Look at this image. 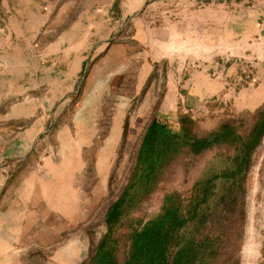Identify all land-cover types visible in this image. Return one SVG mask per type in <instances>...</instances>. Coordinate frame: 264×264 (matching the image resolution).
<instances>
[{
	"label": "rangeland",
	"instance_id": "obj_1",
	"mask_svg": "<svg viewBox=\"0 0 264 264\" xmlns=\"http://www.w3.org/2000/svg\"><path fill=\"white\" fill-rule=\"evenodd\" d=\"M89 8L110 9L107 16V25L112 29L109 42L157 43L161 37L167 40V28L172 25L176 28V33L172 34L175 43H185L184 33L191 31L192 43H199L202 31L207 28V43H223V47L193 48V56L201 54L196 63L184 65L179 56L173 62L167 59L154 65L140 96L111 93L86 97L81 96V88H77L71 96L65 97L62 112L49 114L45 128L42 81L32 80L30 118L27 111L24 113V104L19 102L21 97H17V84L12 85L15 94L6 107L3 104L0 109L8 110L13 118L8 120V128L2 126L4 121L0 119V139L26 134L31 136L32 149L14 159L0 158V207H7L14 198L17 206L23 205L25 185L43 168V136L107 137L116 122L123 124L120 143L114 146L112 153L105 196L91 220L79 225H63L60 231L63 239L43 245L42 250L33 247L23 251L26 253L16 257V264H48L57 248L69 244L79 248L81 253L74 264H104L99 244L109 230L107 220L113 225L107 246L112 249L117 264H126L133 252L134 231L147 223L154 226L165 209L171 207L183 215L169 235L166 253L171 259L177 253L186 255L194 243L197 259L192 264H264V133L257 145L249 148L250 164L239 203L231 206L226 214L212 203L214 195L210 202H200L205 181L211 180L209 187L214 194L226 188L228 183L217 176L238 171L231 162L238 155L239 143L250 141V134L257 133L253 131L255 126L264 125V43H255L253 38L257 27L264 26V0H110L107 4L105 0H0V43L54 40L59 31L79 20L82 10L88 15ZM189 20L191 31L184 30ZM200 21L203 26L207 25L202 31ZM214 21H222L223 42L215 41ZM86 25L87 22L80 29H85ZM232 32L239 33V41L227 38ZM178 48L182 57L183 49ZM139 58L138 66L143 63ZM31 59L33 73H40L43 49L33 47ZM194 69L203 72L208 80H197L192 74V92H189L182 88L183 76L187 77ZM171 71L175 73L179 94L171 96L169 101L176 102L177 110L155 114L159 123L147 132L152 120L142 119L135 111L139 107L156 108L167 102L169 95L165 87H168ZM216 77L222 82L223 91L200 94L197 87L203 85L206 91V86L214 83ZM113 82L117 86L127 85L122 78ZM148 88L150 97L146 95ZM182 118L187 119L184 130L180 128ZM30 123L32 127H27ZM226 124L229 125L222 134L230 133V138L235 140L232 145L216 143L197 155L187 147L181 149L176 145L173 148L176 143L190 138L213 140L211 132ZM20 147L16 145V150ZM161 148L170 160L161 173H155L153 168ZM4 150L5 145L1 143L0 151ZM115 204L123 211L111 216ZM207 205L210 206L205 211ZM0 216L5 219L0 224V236L7 235V215ZM20 226L16 224L17 228ZM69 253L70 250L66 254L68 258Z\"/></svg>",
	"mask_w": 264,
	"mask_h": 264
},
{
	"label": "crops",
	"instance_id": "obj_2",
	"mask_svg": "<svg viewBox=\"0 0 264 264\" xmlns=\"http://www.w3.org/2000/svg\"><path fill=\"white\" fill-rule=\"evenodd\" d=\"M109 1L105 0V3ZM87 11L88 15L82 10L83 14L79 20L73 21L69 28L59 31L54 40L44 43H0V106L4 104L6 107L9 99L15 94L13 87L17 84L19 91L17 97H21L19 102L24 104V113L27 111V117L30 118L32 80L38 79L43 84V128H45L49 114H53L54 111L62 112L65 97L71 96L77 88H81V96L86 97L111 93L130 97L140 96L154 65L167 59L173 62L179 56L180 63L184 65L193 61L196 63V60H200L201 54L193 56L192 49L214 45L207 43L209 32L207 28L202 31V27L207 26H203L202 21L199 25L202 31L199 43H192L190 34H193V31L190 20L184 30L189 29L191 32L184 33V39L187 40L182 45L172 39V34L176 33V28L175 26L172 28V25H168L167 40L161 37L156 41L157 43L109 42L107 39L111 36L112 29L107 25V16L110 9L89 8ZM86 22V28L81 30L80 27L85 26ZM214 22L215 41L223 42L222 21ZM159 30L161 31L162 28ZM229 37L233 41L235 39L239 41L240 35L232 32L227 36ZM253 38L255 43H264V26L257 27ZM219 45L223 47V43H215L214 46ZM33 47L43 49V70L40 73L37 71L33 73L31 59ZM178 47L183 49L182 57L179 52L181 48ZM138 57L143 62L139 66L136 65ZM191 70L187 77L183 76L182 84V88L188 89L189 92H192V74L197 80H208L199 69ZM121 78L127 81V85L114 84L113 81ZM174 80L175 73L171 71L168 87H165L169 95L165 99L167 102L171 96L179 94V86ZM214 80V83L211 82L206 86V91L203 90V85H199L197 87L199 93L213 94L219 90L223 91L222 82H218V77ZM146 95L150 97V88ZM167 102L156 108L139 107L135 113L142 119L152 120L155 114L175 112L176 102L174 100ZM0 111V119L4 121L2 126L8 128V120L13 116L8 110L0 109ZM27 127H32L31 123ZM121 127H123L122 122H116L110 136L99 138L80 135L43 136V168L40 173L34 174L29 179L27 186L25 185L23 205L17 206L14 198L7 207H0V214L7 215L6 221L9 225L7 235L0 236V264H16L18 261L16 257L26 253L23 251L33 247L42 250L43 245L54 244L58 239H63L64 236L60 231L65 224L79 225L91 220L96 206L105 196L111 173L112 153L114 146L120 143ZM1 143L5 145V150L0 151V158L14 159L32 149L31 136L26 134L23 137L7 135L0 139ZM16 145L23 147L17 151ZM4 220L0 216V224H3ZM16 224H20V228H17ZM69 250L68 258L66 254ZM80 254L79 248L69 244L57 248L48 264H74Z\"/></svg>",
	"mask_w": 264,
	"mask_h": 264
},
{
	"label": "trees",
	"instance_id": "obj_3",
	"mask_svg": "<svg viewBox=\"0 0 264 264\" xmlns=\"http://www.w3.org/2000/svg\"><path fill=\"white\" fill-rule=\"evenodd\" d=\"M186 121V118L180 119V123L182 125L180 128L183 130L185 129ZM158 123V118L154 117L149 125L147 132H151L153 129H155ZM228 125L229 124H226L223 127L221 126L219 130L211 132L210 135L214 138L213 140H210L209 138H190L188 141L176 143L173 148H176V145L181 149L187 147V149L192 154L197 155L202 153L208 147L215 145L216 143H225L228 145H232L235 140L230 138V133L228 131H225L222 134V132L226 130ZM253 131L257 132L256 135H253L252 132L248 138V140L250 139V141H247L246 143H239L240 148L239 152L237 153L238 155L236 156L235 160L231 162L235 166V168L238 169V171L229 175L217 176V178H221L228 183L226 188L223 189L221 193L214 194L211 192L212 188L209 187V182L211 180L205 181V188L200 192L202 195L200 199L201 203L206 204L210 202V198L214 195L212 203L221 207V209L226 214L230 211L231 206H235L239 203V195L244 192L245 178L247 173L246 171L250 164L251 157L249 155V148L250 150L253 149L259 142L261 135H263L264 133V125L260 127L255 126ZM164 148L160 149L159 155L156 159L153 168V171L155 170V173H161L160 170L162 169V167L170 160V158L165 156ZM241 171H243L242 174ZM215 196L217 197L215 198ZM209 206L210 205H207L204 210L206 211ZM112 209L113 211L111 213V216H115L117 211L118 214L123 211L122 207H120V205L118 204H115ZM191 211H194V209ZM205 211H203L202 216H204V214L206 213ZM182 216L183 215L178 211V209H175L174 207L167 208L154 226L152 225V223H147L139 230L136 229L132 236L133 252L126 264H180L183 258L186 259L182 264L194 263V261L197 259L194 253L195 249L193 248V246L195 245L194 243L192 244L190 249L186 251V255L177 253L173 255L174 257H172L173 259H171V255L166 253V247L170 239L169 235L173 233V226L181 222ZM107 221L109 224V230L99 244V250L101 251L100 258L104 260V264H117L116 260L113 257L112 249L108 248L107 246V243L110 241V233L113 230L112 223H110L109 220ZM198 247L199 246H197L196 249L197 251Z\"/></svg>",
	"mask_w": 264,
	"mask_h": 264
}]
</instances>
